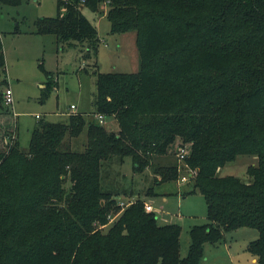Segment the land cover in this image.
Instances as JSON below:
<instances>
[{
  "label": "trees",
  "instance_id": "16d2710c",
  "mask_svg": "<svg viewBox=\"0 0 264 264\" xmlns=\"http://www.w3.org/2000/svg\"><path fill=\"white\" fill-rule=\"evenodd\" d=\"M104 3L112 32L136 31L141 58L137 72L94 71V112L115 116L117 132L72 112L41 119L24 149L0 90V264H199L205 242L242 226L259 230L249 249L264 264V0H58V15L39 18L36 32L97 50L84 9L103 14ZM48 76L43 99L57 85ZM0 78L8 85L1 35ZM84 130V150L63 147ZM182 145L185 166L161 162ZM244 154L259 157L248 181L219 175ZM126 156L156 184L187 169L190 192L204 195L208 221L191 228L186 257L180 224L160 223L141 197L117 199L111 165Z\"/></svg>",
  "mask_w": 264,
  "mask_h": 264
},
{
  "label": "rangeland",
  "instance_id": "374dc122",
  "mask_svg": "<svg viewBox=\"0 0 264 264\" xmlns=\"http://www.w3.org/2000/svg\"><path fill=\"white\" fill-rule=\"evenodd\" d=\"M102 9L103 14L84 9L98 30L99 41L95 50L88 47L87 41H74L70 44L59 41L54 34L36 32L39 18L58 15V0H23L19 5L0 4V35L8 76V85L0 83V90L4 92L8 88L12 89L13 104L8 106L16 115L13 116L18 122L22 148L29 147L32 131L41 119L64 122L73 111L72 104L76 106V112L84 113L93 123L98 122L92 105L96 91V69L102 72L140 70L136 31L112 32L111 22L105 15L108 4L104 3ZM48 73L52 74L57 85L49 89L47 97L43 99L46 87L41 84H47ZM102 126L108 132L119 130L115 116H106ZM66 141L70 145L65 144ZM86 141L87 133L84 130L80 136H67L63 147L82 151ZM258 159L256 154L238 155L219 169V175H235L248 181L250 176L247 169L257 164ZM177 161L180 167L185 166V161H179L176 154H169L161 160L163 164ZM187 171L184 169L182 174ZM110 179L117 187V199L124 206L138 197L145 201L152 200L160 223L166 220L182 226L180 254L186 257L191 243V228L208 221V206L204 195L199 191L190 192L192 183L183 182L181 177L156 184L153 170L148 167L143 172L135 171L131 156H126L122 162L114 161ZM65 187H69V182ZM118 216L119 213L111 215L109 223L101 228L107 231ZM258 237L259 230L252 227L242 226L229 231L220 242H205L199 264H257L249 245Z\"/></svg>",
  "mask_w": 264,
  "mask_h": 264
},
{
  "label": "built area",
  "instance_id": "2783aa9c",
  "mask_svg": "<svg viewBox=\"0 0 264 264\" xmlns=\"http://www.w3.org/2000/svg\"><path fill=\"white\" fill-rule=\"evenodd\" d=\"M4 97H5V104L6 105H12L13 104V92H12L11 88L6 89ZM71 108L73 109V111H75L76 106L73 104V105H71ZM96 116H97L98 122L100 124H103L106 116L104 114H101V113L96 114ZM37 117L40 118L39 115H37ZM188 153H189V145H182L178 149L177 156H178L179 160L182 161L185 159V157L188 155ZM181 179L183 181H187L188 176L183 175L181 177ZM121 204L123 205V203H121ZM145 206H146L147 211H154V212L156 211V209L151 204L146 203Z\"/></svg>",
  "mask_w": 264,
  "mask_h": 264
},
{
  "label": "crops",
  "instance_id": "0c3cea01",
  "mask_svg": "<svg viewBox=\"0 0 264 264\" xmlns=\"http://www.w3.org/2000/svg\"><path fill=\"white\" fill-rule=\"evenodd\" d=\"M42 85V87H46V85L45 84H41ZM73 105V104H72ZM73 112V111H72ZM71 112V113H72ZM76 112V111H75ZM183 175H186V174H182V176ZM183 182H186V181H183ZM187 182H190V179L188 178V180H187ZM154 201V200H153ZM146 203H148V204H151L154 208H155V206H154V202H152V200L151 201H148V200H146ZM162 223V222H161ZM163 223H169V221H166V220H164V222Z\"/></svg>",
  "mask_w": 264,
  "mask_h": 264
}]
</instances>
